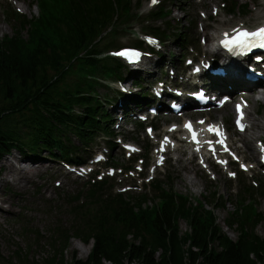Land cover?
Returning <instances> with one entry per match:
<instances>
[{"label": "trees", "instance_id": "1", "mask_svg": "<svg viewBox=\"0 0 264 264\" xmlns=\"http://www.w3.org/2000/svg\"><path fill=\"white\" fill-rule=\"evenodd\" d=\"M31 5L37 8L31 17L9 9L12 34L0 38V157L17 149L35 158L37 150H44L67 165L86 163L71 139L86 150L99 136L108 144L115 137L114 116L107 110L111 100L97 88L135 80L134 72L127 69L125 75L124 64L108 52L120 31L141 18L140 1L32 0ZM238 7L243 5L231 0L226 10L232 13ZM169 13L161 4L148 17L156 21ZM143 32L159 42L167 37L160 26L146 25ZM143 45L138 38L133 42L135 47ZM115 92L114 99L126 96ZM115 165L112 159L105 163ZM98 174L93 171L81 189L66 195L63 204L71 215L67 224L55 222L45 236L29 230L50 255L40 262L17 255L7 264H64L61 254L71 238L91 243L87 258L73 264H264V235L255 232L259 224L264 230L257 200L264 183L253 180L239 190L237 208L225 220L238 231L231 239L216 223L213 208L226 203L216 191L211 207L204 208L174 193L168 177V188L155 178L150 196H132L113 192L114 177ZM149 199L154 203L146 205ZM179 219L186 221L188 231L180 233Z\"/></svg>", "mask_w": 264, "mask_h": 264}, {"label": "rangeland", "instance_id": "2", "mask_svg": "<svg viewBox=\"0 0 264 264\" xmlns=\"http://www.w3.org/2000/svg\"><path fill=\"white\" fill-rule=\"evenodd\" d=\"M31 1L0 0V26L2 27L0 28V38L12 34L11 22L8 21L10 8H14L28 17L37 14V8L35 5H31ZM135 1H140V7L137 9L141 18L135 19L129 27L120 31L112 41L113 46L110 48L112 51L108 54L112 55L118 46L133 45L134 40L140 37L144 40L142 48V50L145 49L143 50L145 52L144 57L150 58L152 62L147 66L139 63L141 70L135 72L133 76L134 82L139 84L134 85V82L126 79L121 84L112 81L107 87L97 88L99 95L108 96L111 100L107 104V110L114 116L112 129L115 137L109 142L110 144L101 136L96 138L95 142L86 150H82L75 137H72L71 142L78 146V153L88 161L84 167L86 170L99 169L102 175L110 174L114 177L112 181L113 192L124 191L132 196L139 192H146L150 196L152 194V180L155 178L163 180V186L168 188V185L165 184L168 177L174 193L187 197L190 204L199 206L200 203L204 208H210L211 193L216 191L220 195L221 201L226 202L223 206L213 208L216 223L221 227L223 233L231 239H236L238 236L236 226L228 227L225 220L237 208L238 192L244 188V183L253 184V180L264 183V154L262 157L260 155L250 156L244 143L239 139L244 131L238 132L234 125V103L239 102V100L244 101L242 96H236L233 99V104H227L213 112L200 114L203 117L208 114L211 120L218 119L221 121L219 119L220 111L225 112L222 124L231 142H233L231 147H237L240 152H234V155L230 153L224 155L219 152V148H216L214 151L204 154L202 161L198 155L190 158L195 148H189V144L181 137L183 132L181 125L185 118L190 116V112L186 111L180 117L173 116L170 112L171 103L167 106L166 112L157 109L155 117L151 119L150 115L153 112L149 108L155 107V100L150 98V95L160 86H166L173 93L172 91L182 88L181 81L190 84L186 88L188 91H195L197 87H192L191 84L193 81L200 80L188 78V75L196 70L197 67L194 66L200 64L201 58L209 56L208 51H205L208 47L201 31L213 33L212 30L214 29L230 26L248 28L264 26V0H235L238 5L242 4L243 7L241 9L238 7L232 13L226 10V6L231 0H157L156 3H152V0H132V2ZM16 3L26 5L28 11H21ZM161 4L166 5L167 11L170 10V13L165 19L152 21L148 17V13ZM244 4L247 5L244 6ZM146 25L160 26L167 37H160V44L156 43L149 36L142 34ZM182 36H186V42L181 39ZM183 42L185 44L182 47L181 43ZM214 43L216 42L214 41ZM209 46L211 45L209 44ZM147 49L151 52H146ZM191 60L193 64L190 63ZM127 69L124 65L123 72L125 75ZM150 74H152L151 77H149ZM205 74H209V72L207 71ZM173 79H176L173 82L178 83V85L172 84ZM200 79L210 89H217L215 88L216 85L213 86L207 82L206 76ZM218 84L221 82H217ZM258 84L263 85L264 82ZM121 87L125 89L124 93L127 96L114 99L115 91L122 89ZM219 91L224 93L223 90ZM145 95H148V101L141 99ZM257 96L261 98L259 93ZM255 99L245 100L249 105L255 104L257 106L258 111L255 115L261 117L264 115V103ZM137 100H140L141 105H145L144 103L148 105V110L146 109L147 112L145 113L148 116L146 120H141L135 114L137 106L133 105V102L137 103ZM120 102L129 105L123 108V112L117 108ZM197 120L194 119V122L196 123ZM250 123L251 121L248 119V125ZM149 124H153L155 127L148 132ZM169 125H176L177 128H180L174 132L180 139L176 151H173L174 141L167 139L168 142L167 140L164 142L163 140L170 136ZM262 138L264 142V133ZM166 142L165 150L167 153L161 154L159 151L166 146L164 145ZM127 144H131L134 147L133 150H128ZM258 146L264 149L263 145H259V142ZM36 153L41 155V160L22 158L26 162L20 161L18 164L29 167L32 164L44 163L46 166H52V168L41 170L33 176L23 193L24 199L19 200L20 204L3 202V207H1L3 213L0 216V264L13 263V258L17 255L35 262H40L50 255L51 250L41 241L36 244L28 232L29 230L38 231L39 236H45L47 230H51L55 222L67 224L71 215H69L63 202L67 194L76 193L81 189L83 181L86 179V173L76 175L65 162L48 156L46 151L37 150ZM98 154L99 156L103 155V158L94 160ZM142 154L145 155L143 161L139 158ZM13 155L16 157L23 156L17 149H11L0 157V162L6 158L15 162ZM218 155L221 157L218 158ZM162 156L167 158H164L161 164L159 161L157 162V159ZM111 159L117 168L121 167L124 171L120 172L119 169L112 170L110 167H106L104 162ZM227 161H229L228 164ZM127 166H131V169L124 168ZM185 177L192 178L196 182V186H190ZM257 200L258 208L264 212V194ZM152 203L154 201L149 199L145 204L151 205ZM179 229L180 233L188 231V225L184 219H179ZM255 232L261 236L264 235L263 225H257ZM74 240L79 239L71 238L62 251L61 256L64 264H73L74 261H82L87 258L82 249L76 248ZM103 264L109 263L105 261ZM125 264L138 263L132 261Z\"/></svg>", "mask_w": 264, "mask_h": 264}, {"label": "bare ground", "instance_id": "3", "mask_svg": "<svg viewBox=\"0 0 264 264\" xmlns=\"http://www.w3.org/2000/svg\"><path fill=\"white\" fill-rule=\"evenodd\" d=\"M16 6L23 12L28 11L26 5L16 3ZM231 27L232 26L228 28H220V29L217 28L212 30L213 33H207L206 31L204 32L202 30L201 33H203L206 40V46L208 47L205 51H209V49L214 46L215 39H218V37L222 36L224 34L223 31L225 29H229ZM0 28L2 27L0 26ZM262 28H264V26ZM209 44L211 46H209ZM201 59L202 62L199 66V70H203V73H205L206 69L211 65H214L216 68L220 67L224 71V78L226 79V82L216 85L215 88H217L218 90H223L224 93L230 95L231 99H234L238 95H241L242 98L246 100H249L250 98L255 99L258 97L257 93H259L261 95L260 97L262 99V102L264 103V87L259 86L258 82H254V83L250 82L249 80L246 79L245 76L246 73L248 72L251 73L257 70L260 71L261 73H264V64L263 65L261 63L257 65L255 64V66H253L252 69L249 70L250 65L247 62L245 63L241 59L231 61V63L230 62L226 63L218 60L212 62L211 60H208V58H201ZM222 60L227 61L226 57L224 56H222ZM141 62L147 66L152 61L150 58L144 57ZM151 76L152 74H150L149 77ZM195 76L196 75L193 72V74H190L189 78L200 80L197 81V83L201 84V79L199 77L196 78ZM174 80L176 79L172 80V84L178 85V83L173 82ZM181 84H183L182 88L180 89L176 88L177 90L172 92L176 97L180 98L184 102H187L189 96H188V90L186 88H188L190 84H187L184 81H181ZM191 86L193 87L194 85L191 84ZM170 96H172V93L169 90V88H167L166 86H160L152 92L150 98H153L155 100L156 106L165 109L166 112L167 106L170 105L171 100L168 99ZM239 102H241V100H239ZM125 105L126 104L120 102L117 108L123 109L125 108ZM224 114L225 112L220 111L219 119L221 121H218V119L211 120L209 117L199 118L196 121V123H194L195 128L193 129L192 132L190 133L185 132L181 135V137L190 144L188 146L189 148L190 147L195 148L193 152L197 154L199 158H202V161L204 160L203 159L204 154L214 151L217 147L219 148V152H221L224 155L227 153L234 155V152L235 153L237 151L240 152V150H238L237 147H233V148L231 147V144L233 142H231V139L229 138V135L222 124V119L224 117ZM255 114H257V106L255 104L252 105L245 104L244 115L247 121L249 119L251 123L244 130L242 135L239 136V139L244 143V146L246 147V150L248 151L250 156L255 157L257 155H260L262 157L264 154V149L258 146V142L259 145L260 144L262 145L263 143L262 135L264 133V115H262L261 117H257ZM165 116L168 117L167 115ZM186 122L187 120H184L183 125H185ZM209 126H216L218 128L219 134H217L216 131H210ZM178 130H180V128H176V126L174 125H169L168 127V131L172 135L174 131H178ZM193 133L196 134L195 139L193 138ZM213 136H216V140H218V138H222L224 140V143H221L220 145L217 146L215 144L216 141L213 140ZM167 139L168 138L163 139L164 142ZM167 142L165 144H167ZM13 156H15L14 157L15 162H13L9 158L3 159L0 162V216L3 213L1 210V207H3V202L7 201L10 202L11 204H20L19 200L24 199L25 195L23 193L27 188V184L32 181L33 176L38 172H40L41 170L52 168V166L50 165L46 166L44 163L32 164L29 167H24L18 164L20 163V161H23L22 158L24 156L21 157L18 156L16 157V155ZM217 157L220 158L221 156L218 155ZM35 158L41 160V155L38 154L35 156ZM185 179L190 186H196V182L192 178L185 177ZM195 191H197V188H195ZM7 208L10 209L9 207ZM228 234L231 235V233ZM74 244L76 248L80 250L82 249L85 256L88 255L91 244H84L79 240H74Z\"/></svg>", "mask_w": 264, "mask_h": 264}, {"label": "snow or ice", "instance_id": "4", "mask_svg": "<svg viewBox=\"0 0 264 264\" xmlns=\"http://www.w3.org/2000/svg\"><path fill=\"white\" fill-rule=\"evenodd\" d=\"M156 2H157V0H152V3H156ZM249 36L259 38L260 41H261L260 46L264 47V28H260V29L256 30L255 32L241 31V32H239L237 38L234 41H225V44L241 43V42H243L244 38H247ZM119 55H128V53L121 52V53H119ZM238 124H239V120H238ZM186 126L191 128L190 124L186 125ZM241 127H243V126L241 125ZM209 130L210 131H216L217 134H219L218 128L216 126H209ZM195 135L196 134L193 133V138L194 139H195ZM209 143H211V142H209ZM221 143H222V141H221Z\"/></svg>", "mask_w": 264, "mask_h": 264}]
</instances>
